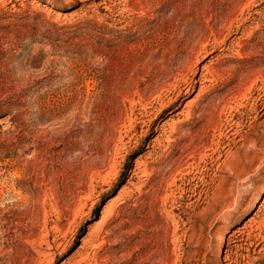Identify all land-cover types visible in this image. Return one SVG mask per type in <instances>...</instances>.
Returning a JSON list of instances; mask_svg holds the SVG:
<instances>
[{
  "label": "rangeland",
  "instance_id": "obj_1",
  "mask_svg": "<svg viewBox=\"0 0 264 264\" xmlns=\"http://www.w3.org/2000/svg\"><path fill=\"white\" fill-rule=\"evenodd\" d=\"M263 101L264 0H0V264H264Z\"/></svg>",
  "mask_w": 264,
  "mask_h": 264
},
{
  "label": "bare ground",
  "instance_id": "obj_2",
  "mask_svg": "<svg viewBox=\"0 0 264 264\" xmlns=\"http://www.w3.org/2000/svg\"><path fill=\"white\" fill-rule=\"evenodd\" d=\"M250 14V13H249ZM255 14H257V12L255 13ZM250 15H252V14H250ZM248 18H249V16H247ZM246 17V18H247ZM252 17V16H251ZM245 19V18H244ZM252 19V18H251ZM240 26L241 25H237V27L235 28V32H239V30H240ZM229 37H230V35H229ZM225 41H227V38H225L224 39V41H223V43L225 42ZM220 44H216V45H213V50H217L218 48H220ZM205 78V74H203V73H200L199 74V76L196 78V71H194L193 73H192V76L191 77H189L187 80H185L184 81V83H185V86L186 87H192V86H194V85H196V83L197 82H199L200 84L202 83V81H203V79ZM206 80V79H205ZM259 109H255V111H253L255 114H256V116H259V114L261 113V115H263L264 114V101L263 102H261L260 104H259ZM238 126V125H237ZM238 129H236V130H234V132H233V135H236V136H238V137H240V134L238 133V131H237ZM240 130V129H239ZM234 139V138H233ZM242 139V138H241ZM240 140V139H239ZM228 144V143H227ZM230 144V143H229ZM223 147V146H222ZM221 147V148H222ZM216 149V148H215ZM224 149V148H223ZM226 151V150H225ZM203 190V189H202ZM194 192V191H193ZM201 192V191H200ZM260 206V208H261V210H263L264 209V198H263V201H262V205L260 204L259 205ZM260 210V209H259ZM260 210V211H261ZM258 213V212H257ZM264 219V218H263ZM259 225V224H258ZM261 225H263V223L261 224ZM258 227V226H257ZM258 228H260V227H258ZM262 228H264V225H263V227ZM257 229V228H256ZM255 229V230H256ZM245 231H246V229H245ZM248 231V230H247ZM260 231V230H259ZM250 232H251V229H250ZM244 230L243 231H239L237 234H235L234 236H233V238H232V240L233 239H235L234 241L236 242V243H238V245L240 246V244L242 243L241 241H249L248 242V244H250V245H255L256 247L258 246V245H260L261 244V242L262 241H264V236L262 235V236H259L260 234L259 233H257L255 236H253L251 233H249V232H247V233H245L246 234V236L244 237ZM260 238L262 239L259 243H256V240H260ZM233 242V241H232ZM240 243V244H239ZM236 245V244H235ZM264 245V244H263ZM237 248V247H236ZM254 249H256L255 247H254ZM241 256V255H240Z\"/></svg>",
  "mask_w": 264,
  "mask_h": 264
}]
</instances>
